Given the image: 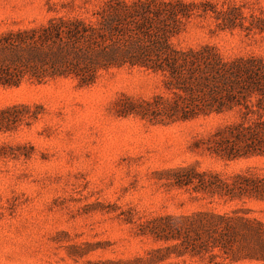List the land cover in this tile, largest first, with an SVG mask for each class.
<instances>
[{"label": "rangeland", "instance_id": "obj_1", "mask_svg": "<svg viewBox=\"0 0 264 264\" xmlns=\"http://www.w3.org/2000/svg\"><path fill=\"white\" fill-rule=\"evenodd\" d=\"M144 1L0 0V34L50 18L92 20L107 4ZM152 1L188 16L171 28L173 49L208 47L224 61H253L264 71V0ZM220 12L228 19H218ZM169 23L148 21L146 43L153 45ZM164 81L160 73L124 66L99 71L86 86L78 77L0 87V264H154L149 253L165 245L135 234L160 216L242 210L264 225V200L195 193L164 174L188 168L227 183L264 180V156L226 160L220 154L229 147L218 145L224 136L243 154L244 144L227 133L264 122V103L251 97L231 112L175 123L125 113L129 103L168 96ZM158 264L201 262L171 257Z\"/></svg>", "mask_w": 264, "mask_h": 264}, {"label": "trees", "instance_id": "obj_2", "mask_svg": "<svg viewBox=\"0 0 264 264\" xmlns=\"http://www.w3.org/2000/svg\"><path fill=\"white\" fill-rule=\"evenodd\" d=\"M184 13L152 0L131 5L115 3L96 11L92 20L50 18L38 28L2 33L0 87L11 89L23 82L39 85L78 77L86 86L94 82L99 71L128 66L160 73L165 78L168 96L156 95L150 101L127 106L125 113L142 120L185 122L231 112L242 106L240 101L251 97H259L264 103V71L253 61H224L208 47L196 51L173 49L169 39L175 30L171 28L188 17ZM220 17L227 20L228 14L220 12ZM152 19L170 22L171 27L160 29V37L148 45L145 27ZM247 130L227 133L236 143L244 144L243 154L231 149L226 137L219 139V146L229 147L220 154L222 159L264 156V122ZM256 141L258 148H254ZM164 174L173 186L191 187L195 193L264 200V180L257 182L239 176L227 183L188 168ZM247 214L234 210L224 214L160 216L140 224L135 235L165 245L149 253L150 258L157 256L155 260L148 259L154 264L171 257L198 259L201 264L244 259L264 262V225Z\"/></svg>", "mask_w": 264, "mask_h": 264}]
</instances>
